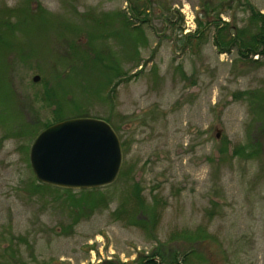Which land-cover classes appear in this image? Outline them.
I'll list each match as a JSON object with an SVG mask.
<instances>
[{
	"label": "rangeland",
	"instance_id": "1",
	"mask_svg": "<svg viewBox=\"0 0 264 264\" xmlns=\"http://www.w3.org/2000/svg\"><path fill=\"white\" fill-rule=\"evenodd\" d=\"M134 1L0 0V65L13 78L6 97L0 67V264H127L183 252L181 236L201 232L215 264H264V57L221 54L217 29L196 32L203 8L239 26L247 13L228 0H150L146 22L128 28ZM251 3L264 13V0ZM78 117L115 130L118 179L39 183L33 140ZM24 126L36 135H18ZM138 194L151 213L134 211Z\"/></svg>",
	"mask_w": 264,
	"mask_h": 264
},
{
	"label": "water",
	"instance_id": "2",
	"mask_svg": "<svg viewBox=\"0 0 264 264\" xmlns=\"http://www.w3.org/2000/svg\"><path fill=\"white\" fill-rule=\"evenodd\" d=\"M29 160L41 184L92 190L116 182L123 166V149L108 122L78 117L40 132L32 142Z\"/></svg>",
	"mask_w": 264,
	"mask_h": 264
},
{
	"label": "trees",
	"instance_id": "3",
	"mask_svg": "<svg viewBox=\"0 0 264 264\" xmlns=\"http://www.w3.org/2000/svg\"><path fill=\"white\" fill-rule=\"evenodd\" d=\"M215 0L208 1L207 5H210L214 7ZM150 0H135L133 5L131 6V12L133 14V17H126L125 15H121L122 22L124 26H127L128 28L133 27L136 28L138 25L133 22V20L141 21L142 23H145V16H148L149 14V8L150 6ZM238 5L239 8L243 9L245 13H247V18L245 20V23L243 26H239V23L235 21L233 18L229 22H223L221 19V11L215 10V9H208L203 8L202 10L205 11L204 17L206 20H208L206 23L201 22L198 18L197 20V33L198 36H202V34H206L207 31H210L212 28L217 29L215 34V46L217 47L218 51L222 53H230L232 50H236L237 55L242 60H251L253 57L257 56L264 57V13H261V11L257 10L251 3V0H228L226 1L225 7L227 6L228 9H232L234 5ZM216 14V18L213 15H209L211 13ZM120 18V19H121ZM133 18V19H132ZM8 21V20H7ZM1 22L2 26H4L6 29L11 28L10 22L8 21ZM133 25V26H132ZM196 33V34H197ZM0 43L4 46L3 50L1 51L2 54L9 53L8 47L9 44L2 40L0 37ZM2 59V57H0ZM258 61V59L256 60ZM6 66V65H5ZM3 67V64L0 65V67L3 68V83H4V95L6 97L8 93V85L9 83L12 86L13 78L11 75H7V67ZM109 68V67H108ZM5 70V72H4ZM115 71V69H114ZM123 73L115 71V76L121 77ZM13 89V88H12ZM14 97L16 98V101L20 100L22 97L21 94L16 93L15 90H13ZM7 101V99H6ZM1 104V100H0ZM11 112V111H10ZM63 120V119H62ZM57 121V122H61ZM56 122V123H57ZM48 125L47 127H49ZM31 128V126H29ZM46 127V128H47ZM30 130V131H29ZM36 130H31L28 127L24 126L18 135L27 137V136H35ZM31 134V135H30ZM30 137V139L32 138ZM37 187V186H36ZM38 186L37 188H40ZM97 190V189H92ZM96 203H93V206H96ZM80 211L82 209H86L90 211V207L80 203L78 205ZM134 211H138L142 214H148L151 213L150 210L147 209V207L143 204V199L138 194L137 196V208ZM117 215V214H116ZM138 222V221H136ZM138 226L144 225V223H136ZM143 227V226H142ZM181 239L188 244V248L183 250V252L172 248L170 253L167 254L164 251H154L151 254H138L134 261L127 264H215L208 254L207 251V243L212 240L208 235L205 233H192L187 234L184 236H181ZM101 264H122L119 262L114 261H106L102 262Z\"/></svg>",
	"mask_w": 264,
	"mask_h": 264
},
{
	"label": "built area",
	"instance_id": "4",
	"mask_svg": "<svg viewBox=\"0 0 264 264\" xmlns=\"http://www.w3.org/2000/svg\"><path fill=\"white\" fill-rule=\"evenodd\" d=\"M195 26V23L193 21V19L190 21V25H189V29H187V32L190 31L191 29H193V27Z\"/></svg>",
	"mask_w": 264,
	"mask_h": 264
}]
</instances>
